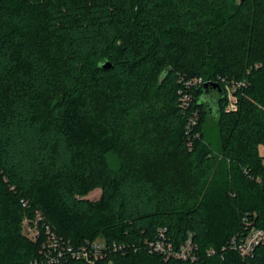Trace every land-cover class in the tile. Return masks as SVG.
I'll return each mask as SVG.
<instances>
[{
    "label": "trees",
    "instance_id": "trees-1",
    "mask_svg": "<svg viewBox=\"0 0 264 264\" xmlns=\"http://www.w3.org/2000/svg\"><path fill=\"white\" fill-rule=\"evenodd\" d=\"M260 145L264 0H0V264L43 258L37 211L74 246L125 245L94 264H264L230 247L264 228ZM161 233L199 258L152 251Z\"/></svg>",
    "mask_w": 264,
    "mask_h": 264
},
{
    "label": "built area",
    "instance_id": "built-area-1",
    "mask_svg": "<svg viewBox=\"0 0 264 264\" xmlns=\"http://www.w3.org/2000/svg\"><path fill=\"white\" fill-rule=\"evenodd\" d=\"M191 85L197 88L204 85L206 81L201 77L193 79ZM242 84L238 83L237 86ZM228 104L226 110H236L237 98L235 95L236 86L226 84ZM193 95L186 94L184 96L185 106H189ZM197 123V117L192 115L190 117V126H194ZM24 233L32 240L37 241L43 239L42 250L43 258L36 259L30 264H71V259L86 262L88 264H94L99 259L104 258L112 250L124 249L123 244H109L104 238H98L96 240L87 241L85 243L74 246L68 242L59 239L56 234L51 230V227L45 222L44 217L40 211H37L31 216L28 215L23 221ZM264 243V228L250 225L246 231V234L239 240L235 237L230 244L232 249L239 251L244 259H247L249 255H253L256 249ZM151 250L159 252L166 257H174L184 261H195L199 258L198 248L193 243L192 238H188L184 242L178 245L173 244L164 238L161 233V238L157 242L151 244ZM211 250L209 254L214 253ZM108 264H113L110 261Z\"/></svg>",
    "mask_w": 264,
    "mask_h": 264
},
{
    "label": "rangeland",
    "instance_id": "rangeland-1",
    "mask_svg": "<svg viewBox=\"0 0 264 264\" xmlns=\"http://www.w3.org/2000/svg\"><path fill=\"white\" fill-rule=\"evenodd\" d=\"M214 121H211V119L209 117H206V123H205V128L208 130H212L214 131L216 129L215 124L213 123ZM259 152L261 155H264V146L260 145L259 146ZM166 162L171 161L169 158L166 157ZM263 162H264V158H263ZM101 194V189L100 188H96L95 190H93L88 197L92 198V199H96L100 196Z\"/></svg>",
    "mask_w": 264,
    "mask_h": 264
},
{
    "label": "water",
    "instance_id": "water-1",
    "mask_svg": "<svg viewBox=\"0 0 264 264\" xmlns=\"http://www.w3.org/2000/svg\"><path fill=\"white\" fill-rule=\"evenodd\" d=\"M242 1V0H240ZM212 89H217L218 92L223 95L224 94V90L222 89L221 85L219 83H214V82H206L204 84V95L202 97V101L204 100H207L208 99V96H209V93Z\"/></svg>",
    "mask_w": 264,
    "mask_h": 264
},
{
    "label": "flooded vegetation",
    "instance_id": "flooded-vegetation-1",
    "mask_svg": "<svg viewBox=\"0 0 264 264\" xmlns=\"http://www.w3.org/2000/svg\"><path fill=\"white\" fill-rule=\"evenodd\" d=\"M209 95H210L211 97H215V96H218V93H217L214 89H212V90L210 91Z\"/></svg>",
    "mask_w": 264,
    "mask_h": 264
}]
</instances>
